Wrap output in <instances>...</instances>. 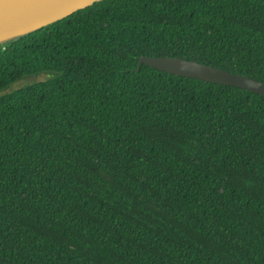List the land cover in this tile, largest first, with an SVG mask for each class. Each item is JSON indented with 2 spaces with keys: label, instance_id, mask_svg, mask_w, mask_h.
Returning <instances> with one entry per match:
<instances>
[{
  "label": "trees",
  "instance_id": "16d2710c",
  "mask_svg": "<svg viewBox=\"0 0 264 264\" xmlns=\"http://www.w3.org/2000/svg\"><path fill=\"white\" fill-rule=\"evenodd\" d=\"M264 0H100L0 45V264H264Z\"/></svg>",
  "mask_w": 264,
  "mask_h": 264
},
{
  "label": "water",
  "instance_id": "95a60500",
  "mask_svg": "<svg viewBox=\"0 0 264 264\" xmlns=\"http://www.w3.org/2000/svg\"><path fill=\"white\" fill-rule=\"evenodd\" d=\"M100 0H0V45L54 23ZM141 64L173 73L244 88L264 96V81L178 56H139Z\"/></svg>",
  "mask_w": 264,
  "mask_h": 264
},
{
  "label": "rangeland",
  "instance_id": "374dc122",
  "mask_svg": "<svg viewBox=\"0 0 264 264\" xmlns=\"http://www.w3.org/2000/svg\"><path fill=\"white\" fill-rule=\"evenodd\" d=\"M55 75H56V72L44 71V72L37 73L36 75L20 77V78L14 80L13 82L9 83L2 90H0V95L1 94H7L11 91H14V90L26 85L29 82H33L35 80H37V81L38 80H44L47 78L54 77Z\"/></svg>",
  "mask_w": 264,
  "mask_h": 264
}]
</instances>
